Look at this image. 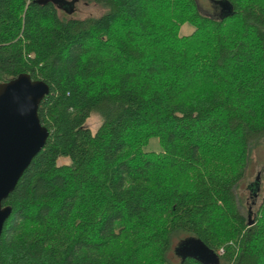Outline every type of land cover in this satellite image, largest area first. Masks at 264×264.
I'll return each mask as SVG.
<instances>
[{
  "label": "trees",
  "instance_id": "trees-1",
  "mask_svg": "<svg viewBox=\"0 0 264 264\" xmlns=\"http://www.w3.org/2000/svg\"><path fill=\"white\" fill-rule=\"evenodd\" d=\"M85 1L104 11L0 0V82L48 87L47 137L1 202L0 264H264V196L250 216L234 195L264 136V0H210L216 18L195 0Z\"/></svg>",
  "mask_w": 264,
  "mask_h": 264
},
{
  "label": "water",
  "instance_id": "water-1",
  "mask_svg": "<svg viewBox=\"0 0 264 264\" xmlns=\"http://www.w3.org/2000/svg\"><path fill=\"white\" fill-rule=\"evenodd\" d=\"M47 92L43 81L31 79L25 73L0 82V233L10 214V207L1 202L47 137L48 131L36 113Z\"/></svg>",
  "mask_w": 264,
  "mask_h": 264
},
{
  "label": "rangeland",
  "instance_id": "rangeland-1",
  "mask_svg": "<svg viewBox=\"0 0 264 264\" xmlns=\"http://www.w3.org/2000/svg\"><path fill=\"white\" fill-rule=\"evenodd\" d=\"M198 10L203 15L216 18L220 14V8L210 0H195ZM59 14L74 17V18H84L88 16H98L103 11L104 8L101 6L87 2L85 0H61V3L55 5ZM69 10H71L69 12ZM192 31V27L187 23L180 26L179 34H188ZM100 123V119L96 114H92L85 121V125L93 132ZM159 145L156 138H149L147 144L142 147L143 151H157L159 150ZM68 159L66 157H59L58 163H65ZM257 178L258 190L257 193L252 194L249 189H257L254 185V180ZM238 209L241 213H249L252 216L255 211L260 199L264 196V136L259 137L256 141H253L250 151L249 159L247 162L245 175L240 180L238 186L234 192ZM178 244V239H173L169 251V256L173 262L178 261V257L174 254Z\"/></svg>",
  "mask_w": 264,
  "mask_h": 264
},
{
  "label": "built area",
  "instance_id": "built-area-1",
  "mask_svg": "<svg viewBox=\"0 0 264 264\" xmlns=\"http://www.w3.org/2000/svg\"><path fill=\"white\" fill-rule=\"evenodd\" d=\"M221 252V250H219V253Z\"/></svg>",
  "mask_w": 264,
  "mask_h": 264
},
{
  "label": "flooded vegetation",
  "instance_id": "flooded-vegetation-1",
  "mask_svg": "<svg viewBox=\"0 0 264 264\" xmlns=\"http://www.w3.org/2000/svg\"><path fill=\"white\" fill-rule=\"evenodd\" d=\"M255 182V181H254Z\"/></svg>",
  "mask_w": 264,
  "mask_h": 264
}]
</instances>
